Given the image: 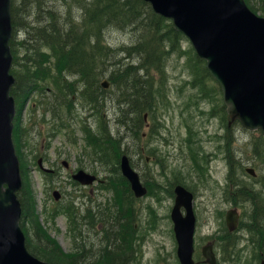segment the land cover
<instances>
[{
	"label": "rangeland",
	"instance_id": "374dc122",
	"mask_svg": "<svg viewBox=\"0 0 264 264\" xmlns=\"http://www.w3.org/2000/svg\"><path fill=\"white\" fill-rule=\"evenodd\" d=\"M249 3L259 9L255 12L257 15L263 13L262 0H249ZM47 4L58 13L69 11L75 21L81 14L74 0H47ZM163 30L165 28L160 29L161 33H165ZM157 33L153 31L150 35L155 41L163 39ZM140 34V30L134 27L125 30L111 27L104 31V40L112 47H138ZM18 35L21 39L25 37L23 30H19ZM143 41H147L146 35ZM176 43L177 46L172 49L164 45L156 48L159 58L157 66L160 69L157 71L153 68L148 76L151 101L154 103L153 113L149 117L145 112V120L138 127L141 139L128 140V151H133L135 147L144 150L140 157L131 152L129 156L148 192L142 198H134L130 194L133 214L130 212L128 218H120V225L126 227H119L112 222L119 208L127 209V201L120 199L117 189L111 186V179L116 177L114 161L103 160L94 143L83 137L81 130L85 125L87 130L99 135L101 124L107 128L109 124L113 126L119 85L115 79L110 81L109 75L117 69L112 62L115 56L105 58L104 62L95 56L90 60V74L86 78L67 71L62 63L73 87L69 88V93H63V96L67 94L66 101L60 118L54 119L47 111L43 112L50 99L47 89L54 87L62 90L67 80H61L60 67H57L60 59L52 52L42 50L47 53V65L51 73L30 96L28 105L31 108L33 101L39 103L36 92L41 91L43 106L32 105V108H35L34 114L40 121L42 117L47 121L30 125L23 103L17 114L19 131L16 147L22 159L20 169L25 185L35 207L32 212L47 235L61 248L68 264H97L102 250L123 252L121 264H179L170 217L174 204L173 189L178 185L177 181L193 194L192 207L196 217L194 246L197 254L201 247L211 243L218 259L217 264H259L264 260V207L259 206L257 211L261 227L259 235L262 233L263 236L261 245L252 243V233L243 227L233 234L236 240L230 237V242L235 241V245L228 246V250L225 247L222 251L220 243L223 238L218 239L221 229L223 231L222 225H225L227 210L236 208L242 216L239 228L242 220L247 219L245 213L249 216L254 214L251 201L235 203L234 199L240 194L237 190L242 183L260 190L264 198V135L259 129L243 127L239 121L228 125L229 117L220 86L211 76H207L204 62L198 65L194 61V68H190L194 52L186 37L179 36ZM19 47L23 49L21 44ZM122 57L117 56L122 62L121 68L127 61ZM130 60H135V57ZM196 65L198 71L204 74L200 83L195 82ZM103 66H106L107 74L102 77ZM104 80L111 82L106 89L100 88ZM124 89L121 87V90ZM66 90L68 92V87ZM93 91L98 98L95 104L85 98V92L90 94ZM90 106H93L92 109H89ZM53 126L56 130L47 133L49 127ZM126 135H129V131ZM27 143L31 149H39V152L44 144L49 158L56 157L54 168L58 175H51L37 167L36 161L28 155ZM63 161L68 163L67 167ZM247 168L255 169V178L249 176ZM80 169L95 174L96 181L90 186L75 182L71 175ZM56 190L60 192L57 200L53 197ZM91 216H94L93 220ZM28 219L24 220V228L33 239L32 242H37L38 237L27 222Z\"/></svg>",
	"mask_w": 264,
	"mask_h": 264
},
{
	"label": "trees",
	"instance_id": "16d2710c",
	"mask_svg": "<svg viewBox=\"0 0 264 264\" xmlns=\"http://www.w3.org/2000/svg\"><path fill=\"white\" fill-rule=\"evenodd\" d=\"M62 1L65 2L66 0ZM74 1L77 2L81 11L78 21L73 19L69 11L58 13L54 7L47 4V0L11 1L13 30L9 45L13 55L11 73L15 77V82L11 87L10 94L15 100L17 112L14 118L13 141L16 154L19 157L20 164H22L21 156L18 154L16 147V135L19 131L17 114L20 113L22 104L24 103L26 106L30 96L40 86V80L45 81L51 73L50 66L47 65V53L44 52L45 50H48V53L52 52V55L60 59L57 65V67H60L58 69V71L60 70V75L65 73V69L62 68V63H64V67L67 68V71L74 72L85 78L90 74V60H93L95 56L98 57L99 61L101 59L102 62H104V59L107 57L112 56L113 58L115 56L112 62L117 66V69H114L109 75L111 78L110 81L113 82L115 79V82L119 85L118 95H116L117 113L113 120V126L109 124V128H107L105 124H101L99 135H96L90 129L87 130V126L85 125L81 127V130L83 137L89 142L94 143L96 150L99 152V155L102 156L103 160L107 161L111 159L114 161L116 177L111 179V186L117 189L120 199L123 198L122 200L127 201L125 204L127 209L124 208L123 210V208H119L118 213L114 216L115 221L112 222L119 227H126L127 225H120V218H128L130 212L133 214V211H131L132 196L130 195L131 191L127 181L119 173L120 156L123 153L129 155L131 152V154L140 157L144 153V150L138 147H135L133 151H128V140L129 138H131V141L141 139V132L138 130V127L143 121V115L147 112L149 117H151L153 113L154 103L151 101L148 76L153 68L157 71L160 69V67L157 66L159 58L156 56V48L164 45L172 49L175 45L177 46L176 42L179 36L183 37V35L173 28L169 19L156 14L151 9L149 3L143 0ZM245 1L252 10H259L251 5L249 0ZM261 11L263 13L260 15L264 16V0H262L261 3ZM111 27L120 30H125L129 27L138 28L141 33L140 39L138 40L139 46L121 45L112 47L108 45L104 40V31ZM161 28H165V30H163L165 33H161ZM19 30H23L25 33L23 39L19 38ZM153 31L158 32L157 36L160 34L163 39L159 38L158 41H155L150 35ZM144 35H146L147 41H143ZM163 35L165 37H163ZM173 38H175V40ZM19 44H21L23 49L19 47ZM134 47H136V50ZM43 49L44 51L42 52ZM21 52L22 55L20 56ZM118 55H122V59H127V61L124 62L125 66L122 68L121 60L117 59ZM133 57H135V60L131 61L130 59ZM194 61H196L198 65L203 62V60L199 59L194 53L190 68H194ZM205 71L207 76H210L206 68ZM106 74V66H103L102 77ZM194 75H196L195 82L200 83L201 77L204 74L198 71L197 65ZM93 85L95 86L96 83L94 82ZM72 87L73 83H69L68 93L69 88L72 89ZM121 87H125V89L121 90ZM102 92H104V90H102ZM40 97L38 98V104L34 102L36 107L43 106L40 103ZM49 98H51V96H49ZM85 98L92 104H95L98 100L95 97L94 91L90 94L85 92ZM100 98H103V96ZM116 101L114 102L116 103ZM61 106L60 104L51 106L48 103V105L44 107L43 112L47 111L49 114L51 111H53V113H60ZM92 107L93 106H90L89 109H92ZM34 110L35 108L32 111ZM46 120L45 117L41 118V122H46ZM39 122L40 119L38 118L35 124L34 121H32L31 125H38ZM32 127L30 128L32 129ZM54 127L55 126L52 128L49 127L47 133L56 130ZM128 131L129 135L127 136L126 133H128ZM21 175L23 185L17 193V197L22 209L20 225L27 235V249L36 257L52 264H68L67 257L61 248L57 246L49 235H47L46 231L40 226L36 215L32 212V210L35 211V207L32 206V198L25 185L26 181L23 177L22 170ZM177 183L181 182L177 181ZM237 191H240V194H236L238 198H241L242 202L248 200L252 202L254 214L250 216L252 217V221L249 222L248 220V223L253 229H257L254 231L260 232L259 229H261V227L258 222L257 211L259 206L260 208L264 207V198L260 190H249L242 187ZM125 211H127V216H125ZM27 217H29L27 222L34 228L35 234L38 237L37 242H32L33 239L29 237L24 228V220ZM75 218L76 217H74V219ZM93 219L94 216H91V220ZM102 220L101 217L100 221ZM226 232L225 229L224 234H226ZM230 237L236 240L233 235L229 237L226 236L225 239H222L223 250L225 247H227L228 250V246L235 245V241L230 242ZM262 239L263 236L261 233L257 236L252 235L251 241L254 244L257 243L261 245ZM123 248H125L124 245ZM195 255L200 258L199 254L196 253ZM123 256V252L118 253L102 250L97 264H121L120 261L123 260Z\"/></svg>",
	"mask_w": 264,
	"mask_h": 264
},
{
	"label": "water",
	"instance_id": "95a60500",
	"mask_svg": "<svg viewBox=\"0 0 264 264\" xmlns=\"http://www.w3.org/2000/svg\"><path fill=\"white\" fill-rule=\"evenodd\" d=\"M144 1L156 14L170 19L173 28L187 37L196 55L205 61L220 86L228 125L237 120L245 128L260 129L264 135V16L255 14L245 0ZM10 8L11 0H0V264H50L27 250L19 224L21 205L17 192L22 179L12 139L15 101L10 95L14 83L10 73ZM101 85L107 88L108 82ZM120 171L135 197L146 194V187L125 154L120 159ZM247 171L253 174L252 169ZM72 178L82 185L95 180L94 175L84 170H78ZM174 194L170 217L178 260L180 264H200L193 258V194L182 185L174 187ZM54 197H59L56 191ZM225 222L230 231L236 228V209L227 210ZM201 252L204 262L215 263L211 245L203 246Z\"/></svg>",
	"mask_w": 264,
	"mask_h": 264
},
{
	"label": "flooded vegetation",
	"instance_id": "af4514ba",
	"mask_svg": "<svg viewBox=\"0 0 264 264\" xmlns=\"http://www.w3.org/2000/svg\"><path fill=\"white\" fill-rule=\"evenodd\" d=\"M65 80H67V78H66V76H63L62 77V81L64 82ZM68 84H69V80H67L66 84L62 85V90H57L54 87H52L51 90L47 89V95L51 96V98L48 99L49 100V104L51 106L60 104V105H62L61 109L63 108V105H64V103L66 101V98H67V94L65 96H63V93H68L67 90H66L67 87H68ZM51 113H52V111H51ZM58 116H59L58 112H56V114L52 113V117L54 119L57 118ZM54 119H52V120H54ZM32 139L33 138H30V140H32ZM30 143H32V142L30 141ZM27 146H29L28 155L31 156L32 160L36 161V165H37V167L40 170L45 171L46 173H49L51 175H58L57 171H56V168H54V166L56 165V161H55L56 157H54V159L53 158H49V155L46 153V151L44 149L45 148L44 144L41 145L42 151H40V152H39V149H31V147H30L31 145H29V143H27ZM63 163L66 165V167L68 166L67 162L63 161ZM246 171H247V169H246ZM72 175H73V173H72ZM72 175H71V177H72ZM249 176L252 177V178H255L256 174H254V172H253V174L249 173ZM242 187L243 188H247L249 190L253 189V188H249V186H247L245 183H242V186L240 188H242ZM57 191L59 192V190H57ZM59 194H60V192H59ZM237 198L234 199L235 203L236 204H243L241 198H238V202H237ZM245 215H246L247 219L249 220V222H251L252 221V217H250L246 213H245ZM241 217L242 216L239 214V220H238V224H237L236 229H234L232 231H229L228 228H227L226 229V231H227L226 234H224V231H225V228L227 226H226V224L225 225L223 224L222 225L223 226V231L221 229V233H219V238L218 239H220V238L221 239L222 238L225 239L226 236L229 237V236H231L233 234H237L241 230L242 227L246 228V230H249V232H251L252 235H254V236L259 235V232L254 231V230H257V229H253L250 226V224L248 223L247 219L246 220H242V224H241L242 226L239 228ZM243 218H244V216H243ZM224 223H225V220H224ZM247 224H249V225H247ZM209 244H211V243H209ZM220 247H221L222 251H224L223 248H222V242L220 243ZM221 254H223V253H221Z\"/></svg>",
	"mask_w": 264,
	"mask_h": 264
}]
</instances>
